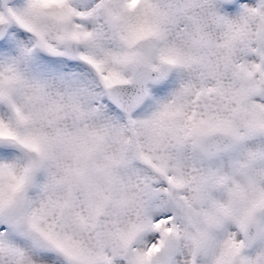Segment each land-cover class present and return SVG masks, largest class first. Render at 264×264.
<instances>
[{
  "label": "snow or ice",
  "instance_id": "6c2138e0",
  "mask_svg": "<svg viewBox=\"0 0 264 264\" xmlns=\"http://www.w3.org/2000/svg\"><path fill=\"white\" fill-rule=\"evenodd\" d=\"M0 264H264V0H0Z\"/></svg>",
  "mask_w": 264,
  "mask_h": 264
}]
</instances>
